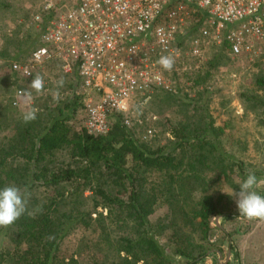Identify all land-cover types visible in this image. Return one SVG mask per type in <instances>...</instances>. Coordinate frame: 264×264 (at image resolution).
<instances>
[{"label":"trees","instance_id":"obj_1","mask_svg":"<svg viewBox=\"0 0 264 264\" xmlns=\"http://www.w3.org/2000/svg\"><path fill=\"white\" fill-rule=\"evenodd\" d=\"M4 6L5 0H0V7ZM36 33L38 37L37 29ZM36 45L37 40L28 53L17 51L11 58L27 59ZM214 50L201 68L181 73L184 85H178L177 92L155 91L202 111L192 125L177 122L170 142L155 149L141 138L149 126L138 135L132 130L137 125L126 126L118 112L110 114L106 133H89L84 127L83 97L76 93V77L62 73L56 64L66 86H62L63 92L54 87L60 97L56 100L44 85L42 94L47 100L36 102L34 121L23 123L22 113L13 116L0 110V187L13 185L28 194V211L12 225L0 227V232L15 227L27 244L11 264H64L57 255L59 243L80 226L92 227L98 236L96 245L103 240L111 248L113 252L103 254L104 249L96 247L102 258L116 257L111 264H139V260L142 264H171L159 238L164 219L153 224L148 217L159 202L168 207L173 236L184 242L190 238L181 234L183 223L192 230L199 226L201 240H205L213 217L239 216L228 210V195L214 186L217 181H231L234 175H247L245 164L214 138L222 128L214 127L207 114L212 97L207 89L210 78L218 66L231 60L223 46ZM255 84L264 89L263 77L258 76ZM241 96L251 109L264 108L262 95L245 90ZM208 169L214 176L207 175ZM191 199L195 201L188 209L184 201ZM174 252L191 257L189 264L204 256L201 252L194 256L192 244ZM103 262L95 257L92 264Z\"/></svg>","mask_w":264,"mask_h":264},{"label":"built area","instance_id":"obj_2","mask_svg":"<svg viewBox=\"0 0 264 264\" xmlns=\"http://www.w3.org/2000/svg\"><path fill=\"white\" fill-rule=\"evenodd\" d=\"M31 22L37 45L10 69L29 78L56 64L74 75L84 127L92 134L108 131L112 112L121 113L126 126L142 123L133 103L157 90L177 92L181 73L206 62L212 46H223L233 62L256 61L264 53V0H42ZM161 56L173 58L170 71L157 63ZM21 95L16 90L11 104L20 105ZM154 135L149 126L141 138Z\"/></svg>","mask_w":264,"mask_h":264},{"label":"rangeland","instance_id":"obj_3","mask_svg":"<svg viewBox=\"0 0 264 264\" xmlns=\"http://www.w3.org/2000/svg\"><path fill=\"white\" fill-rule=\"evenodd\" d=\"M41 1L5 0L6 6L0 7V110L13 116L19 115L18 113H22L29 108H34L36 102L41 103L43 100H47L45 99L46 94H42L44 93L43 91L37 93L30 88V81L36 74H40L43 77L44 85H47L51 91H47V94L50 93L53 97L57 92L54 90V87L63 92L64 87H58V81L63 80V86H66L67 83V80L60 77L61 73H59L54 64H47L44 68L38 69L34 76L30 78L22 77L19 73L13 72L9 67V63L16 60L11 57L17 51H22L26 54L35 46L37 27L31 22V15L36 12ZM214 49L215 46H212L206 50L208 59L215 51ZM186 61L190 64L196 62L192 58H188ZM204 63L200 64L199 68ZM176 64L178 65L177 67L181 66V63ZM177 67V70H181V68ZM239 76L240 78L244 77V79L237 80ZM258 76H262L264 79V53L256 61L233 62L232 60H227L218 66L214 70V74L210 78V83L207 86V89L212 91L207 114L211 118L214 127L222 128V132L216 133L214 138L223 144L228 152L234 155L237 161L240 160L245 164L244 168L247 174L255 171L260 172L256 175L258 185L255 191L264 195V141L259 139V137H264V127L259 126L256 120L250 121L249 119H247V123L249 121L248 125L244 126L242 121L237 120L236 112L232 109L227 110L228 105L232 102L230 92L233 93L240 89L244 91L249 90L264 97V89L256 87L255 84V79ZM18 89L22 90L21 103L18 106H14L11 104V100L14 98L16 90ZM255 89L257 90L255 91ZM133 110V116L142 120V124L133 120V125L137 126L132 127V130L137 132L136 134H141L147 126H152L155 129V135L146 143L150 149L158 148L168 141L170 142L173 138V130L178 125L177 122L192 125L198 121L202 113L200 109L194 110L191 107L188 108L187 106L178 104V102L173 100L172 96L169 97L167 93L160 91L151 94L150 98L144 102L135 101L133 103ZM261 110L257 113H264V109L263 111ZM231 117L239 125L235 124V126H232L224 124ZM259 156L262 157V162L258 161L257 157ZM206 173L208 176H214V171L209 169ZM244 176L240 177L245 179L247 175ZM240 177L234 175L231 181H224L222 183L221 181H217L214 186H220L221 189L227 190L232 188L234 191H239V185L237 183L243 180ZM88 194V192L85 193V195ZM227 200L229 202L227 206L228 210L233 212V214H239L234 198L228 196ZM194 201V199L184 201L185 206H189L188 209H190ZM98 211L103 214L106 213L103 208H99ZM168 211L166 204L159 202L154 212L148 217L153 224L160 223V220L164 219V223L162 224L163 229L159 238L166 248V253L169 255L171 264H189L191 257L176 254L174 250L179 246H190L191 244L192 248L196 250L194 256H197L200 252L204 253V256L196 264H240L238 259V245H240L241 241L246 246V253L254 252V246L251 241L249 244L247 242L248 240H244L246 235H241L243 230H240V228L236 230V227L241 226L242 222H245L246 228L247 220L240 221L237 218H231V221H228L218 216L216 222L215 216L210 221V229L205 240H201L202 230L197 226L199 220L196 218L194 225L197 228L194 230H192L190 224L183 223L181 234L182 236L186 234L190 238L189 242H184L178 239L177 235L173 236ZM177 218L181 220L179 224L182 225L181 216ZM231 226H233L234 231L227 232L226 230L232 229ZM97 239L98 236L92 230V227H78V229H75L60 241L57 249L58 259H62L64 264H92L95 257H97L99 261H103L104 259V264H111L116 257L112 255L108 257L106 255V258H102L101 255L102 253L107 254V251H109V254L113 251L107 247L103 240L96 245ZM197 244L199 246L201 245L199 250ZM26 245L24 237L19 235L15 227L12 226L1 231L0 264H11L12 260L17 259L21 255ZM96 247L104 249L101 255L99 252H96ZM228 249H230L229 258H227ZM197 250L199 251L198 254ZM139 264H142L141 260H139Z\"/></svg>","mask_w":264,"mask_h":264},{"label":"clouds","instance_id":"obj_4","mask_svg":"<svg viewBox=\"0 0 264 264\" xmlns=\"http://www.w3.org/2000/svg\"><path fill=\"white\" fill-rule=\"evenodd\" d=\"M157 63L165 70L170 71L173 67L174 60L169 56H161ZM63 86V80L58 81V87ZM30 88L35 92H42L44 89V79L40 74H36L30 81ZM57 92L54 99L59 100ZM37 117V110L29 108L21 114L23 123L34 121ZM239 191H234L232 188L222 190L228 196L234 198L236 208L239 215L249 220L260 219L264 220V195L255 191L258 185L257 176L253 172H249L245 179L237 183ZM27 190L13 185L0 187V227H8L17 219L25 214L27 209ZM32 215L31 212H28Z\"/></svg>","mask_w":264,"mask_h":264},{"label":"crops","instance_id":"obj_5","mask_svg":"<svg viewBox=\"0 0 264 264\" xmlns=\"http://www.w3.org/2000/svg\"><path fill=\"white\" fill-rule=\"evenodd\" d=\"M243 80V78H240V76L237 78V80ZM257 87V85H256ZM257 89H255L256 91ZM261 90V89H260ZM247 92H249V90H247ZM231 93V98H232V102L230 105H228L227 110L232 109L234 112H236L237 114V120L238 121H242L243 125H248L247 123V119H249L250 121L252 120H256L257 123L259 124V126H263L264 127V113H257L260 112L259 109H251L250 107H248L246 105V101H244L243 97L241 96L242 93H244V90L240 89L237 90L236 92H230ZM260 93V92H257ZM264 109V108H263ZM234 117V116H233ZM233 117L228 118L229 120H226L224 124H229L232 126H235V122L233 120ZM252 123V122H251ZM236 125H239L238 123ZM252 125V124H250ZM259 139H262L264 141V137H259ZM260 157V158H259ZM258 161L262 162V157L259 156ZM260 173V172H258ZM222 218V217H221ZM233 218H237V220L240 221H248L246 223L247 227L245 228V222H242L241 226L236 227V230H243L241 235L245 236L246 238L244 240H248L247 242L250 244H253V250L254 252L252 253H246V246H244V244L240 243V245H238V252H239V262L240 264H264V220H260V219H254V220H249L245 217L242 216H234ZM228 221H231L230 219H226ZM228 226V224H227ZM232 229H228L226 230L227 232H233V226H231ZM239 235V236H241ZM252 238V239H251ZM260 245V247H258ZM230 249H228V257H230ZM226 261V260H225Z\"/></svg>","mask_w":264,"mask_h":264},{"label":"water","instance_id":"obj_6","mask_svg":"<svg viewBox=\"0 0 264 264\" xmlns=\"http://www.w3.org/2000/svg\"><path fill=\"white\" fill-rule=\"evenodd\" d=\"M218 216H216L215 221L217 222Z\"/></svg>","mask_w":264,"mask_h":264}]
</instances>
